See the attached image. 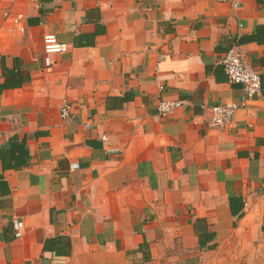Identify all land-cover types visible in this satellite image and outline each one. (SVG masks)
I'll return each instance as SVG.
<instances>
[{"label": "crops", "instance_id": "obj_1", "mask_svg": "<svg viewBox=\"0 0 264 264\" xmlns=\"http://www.w3.org/2000/svg\"><path fill=\"white\" fill-rule=\"evenodd\" d=\"M235 44L260 81L244 106ZM200 104L239 108L208 130ZM234 228L264 241V0H0V264H197Z\"/></svg>", "mask_w": 264, "mask_h": 264}, {"label": "built area", "instance_id": "obj_2", "mask_svg": "<svg viewBox=\"0 0 264 264\" xmlns=\"http://www.w3.org/2000/svg\"><path fill=\"white\" fill-rule=\"evenodd\" d=\"M220 3H228L232 9H236L237 0H214ZM3 20L10 22L13 30L16 33L22 34L25 29V25L22 22L21 15H12L10 11H5L2 15ZM42 52L44 55L61 54L67 51L69 45L66 43L58 42L51 34H45L42 36ZM43 63L47 64V59L43 60ZM220 64L223 72L227 78V81L232 84H238L241 86L243 98L241 106H244L246 100L260 92V81L258 75L252 70V68L244 61L238 46L232 45L224 53ZM188 102L183 99L176 100H159L156 103V111L159 116H165L175 109L186 106ZM239 107L230 105H211L207 108L204 105H198L199 111L202 113L197 116V120L202 123L208 130H221L231 125L234 113ZM58 115L62 122H68L70 120L69 107L62 103L58 109ZM83 127H88V124H83ZM100 140L105 142L104 135L100 136ZM75 165H71L74 168ZM20 224H14L15 236L18 237V229ZM52 264H62L61 258L52 255Z\"/></svg>", "mask_w": 264, "mask_h": 264}, {"label": "rangeland", "instance_id": "obj_3", "mask_svg": "<svg viewBox=\"0 0 264 264\" xmlns=\"http://www.w3.org/2000/svg\"><path fill=\"white\" fill-rule=\"evenodd\" d=\"M256 232L231 229L219 252L203 256L197 264H264V241Z\"/></svg>", "mask_w": 264, "mask_h": 264}, {"label": "trees", "instance_id": "obj_4", "mask_svg": "<svg viewBox=\"0 0 264 264\" xmlns=\"http://www.w3.org/2000/svg\"><path fill=\"white\" fill-rule=\"evenodd\" d=\"M17 84L5 83L4 86H12ZM232 199H229V203ZM232 207V206H231ZM236 213L231 208V215L235 216ZM239 216V215H238ZM193 233L197 239V248L200 250H212L215 245L211 243L214 239L213 233L206 229L205 223L201 219H195L193 222Z\"/></svg>", "mask_w": 264, "mask_h": 264}]
</instances>
